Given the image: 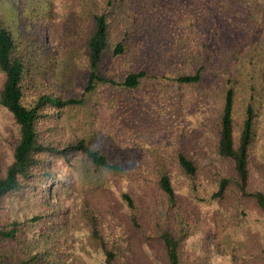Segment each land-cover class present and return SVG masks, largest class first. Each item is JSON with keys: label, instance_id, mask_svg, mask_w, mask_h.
I'll use <instances>...</instances> for the list:
<instances>
[{"label": "trees", "instance_id": "trees-1", "mask_svg": "<svg viewBox=\"0 0 264 264\" xmlns=\"http://www.w3.org/2000/svg\"><path fill=\"white\" fill-rule=\"evenodd\" d=\"M19 1L0 0V264H131L130 227L158 245L150 264H239L218 246L223 220L264 259V0ZM146 80L150 103L134 92ZM182 87L215 98L206 170L187 143L154 138L147 171L133 143L151 133L143 109L207 128L206 102ZM100 101L131 144L100 132ZM128 184L164 199L149 227Z\"/></svg>", "mask_w": 264, "mask_h": 264}, {"label": "rangeland", "instance_id": "rangeland-1", "mask_svg": "<svg viewBox=\"0 0 264 264\" xmlns=\"http://www.w3.org/2000/svg\"><path fill=\"white\" fill-rule=\"evenodd\" d=\"M17 7H22V2L19 0L17 3ZM36 20L37 23L41 22V18H37ZM45 28L46 29L44 34L49 44L60 41L61 27L58 23L49 22ZM258 39L260 40V33L258 35ZM257 45L260 46V44ZM150 86H152V84H150L147 80L142 81L140 86L134 91L137 98H142V100H145L146 103H150V100H152L151 96L147 97L148 99H145V95L149 94V90H146V88H149ZM182 90L185 96L188 95L189 97H191V95L196 94L201 97L200 102H206L207 108H205V110L211 113V116L210 114H207L205 118V121L207 122V128L204 130L200 127H195V125L189 122L186 117L178 118L176 122L172 125V117L167 113V111L162 110L156 113V115H154L152 111H155V107L149 108L150 106H148L147 108L143 109V111H146V113H148V120H150L149 118L154 119V121L145 123V125L151 130V133L140 135L137 131L136 134L133 135V138L135 137L133 143L135 144V147L140 148L139 160L142 164H145L147 171L153 170L151 164L152 158L149 152V148L153 147L154 138L155 141H157L160 149L162 150L165 148L166 142L172 144L174 141L179 139L181 142L187 143L191 148L195 149L191 155L192 158H194L195 162L202 170H206L207 157L202 151H199L198 148H200L204 143H206L210 139L209 134H213L215 131V98L213 97V92L205 88H198L195 91H187V89L182 87ZM237 102H239L240 104L242 100L237 99ZM113 111V108H111L104 101H100L94 108V118L97 124L99 125L100 132L102 133L103 131L105 132L108 131V129H112V134L114 135L116 141L121 140L123 143L128 142L131 144L132 137L129 139V136L126 134V129L124 128V125L118 122V120L116 119V115L114 116ZM181 112L183 113V111ZM165 123H170L169 137L166 136L167 133L165 130H163V128H159L160 125L163 126ZM153 131H156V133L154 134ZM260 134L264 136V121ZM169 153V151H166L165 155H169ZM116 160H119V158L116 157ZM177 182L179 183V181ZM178 187L179 186L177 185V188ZM116 189H118V186H116ZM126 191L135 199V203L138 208V219L142 223L147 225V227H149V225L152 224L153 220H155L158 215H160L161 212L164 210V199L156 189H152L151 194L145 196L141 195V192L139 190L133 188L130 184H128ZM237 193L238 192L236 188L231 185L228 190L227 199L224 202V206L230 209L233 213L237 212L240 209V202L238 201ZM181 199L186 202V195L181 196ZM48 201L54 207H64L58 201L55 202L51 201L50 199H48ZM74 203H76V201H74ZM74 213L75 218L76 216L79 217L80 209L77 207ZM221 223H223L221 225V228H218L217 230V242L219 248L223 250H231L234 261L239 262V264H264V259L260 257L261 255L259 253L254 251L253 247L252 251L248 250V247L245 248L246 243H244L241 239L237 226H231V224L227 223L225 220H223ZM127 227H130V225L127 224ZM130 229L131 231L129 232L130 234L128 244L125 250L127 254L131 255L129 261L131 262V264H150V254L159 253L158 245L156 244L154 239L149 238V242L147 241V245L150 249L145 250V248L140 243L141 234L138 232L137 229H134V227H130ZM191 254L192 253H190V255Z\"/></svg>", "mask_w": 264, "mask_h": 264}]
</instances>
